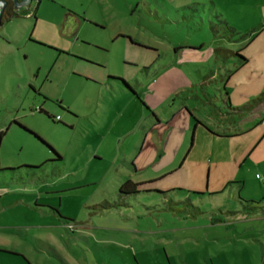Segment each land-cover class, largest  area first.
I'll list each match as a JSON object with an SVG mask.
<instances>
[{
	"label": "rangeland",
	"instance_id": "obj_1",
	"mask_svg": "<svg viewBox=\"0 0 264 264\" xmlns=\"http://www.w3.org/2000/svg\"><path fill=\"white\" fill-rule=\"evenodd\" d=\"M197 3H185L183 11L168 0H40L34 21L33 0L1 23L0 264H264V105L258 123L261 116L252 120L222 107L224 91L230 107L264 91V74L253 64L235 70L233 61L216 59L212 31L221 32L224 19L245 32L257 16L252 7L244 15L242 0L218 12L209 2ZM39 20L53 22L56 32L34 28ZM222 41L228 49L238 45ZM185 43L196 50L173 51ZM173 62L201 80L196 91L204 100L179 92L155 113L169 118L180 108L176 98L187 94V107L209 126L241 134L192 140L180 168L163 178L185 151L158 169L133 173L132 152L154 110L142 91L149 77ZM105 64L110 76H135L138 99L115 96L84 71L92 74ZM204 85L210 97L202 93ZM18 124L61 159L53 160L52 151ZM156 177L127 197L126 206L91 208L117 201L126 179ZM167 189L181 190L153 192ZM185 198L193 207L165 208L166 200Z\"/></svg>",
	"mask_w": 264,
	"mask_h": 264
},
{
	"label": "crops",
	"instance_id": "obj_2",
	"mask_svg": "<svg viewBox=\"0 0 264 264\" xmlns=\"http://www.w3.org/2000/svg\"><path fill=\"white\" fill-rule=\"evenodd\" d=\"M168 1L175 3L174 5L177 8L180 9L184 8V10L186 9V7H188L187 4L185 3L190 1L193 4L194 3L196 4L197 2H192V1H198V3L200 1L209 2L210 5H212L214 11L218 12L220 11L219 9H221L222 11L223 7L226 6L229 7L230 4L228 3H230L232 0H168ZM242 1H244L246 4L244 15L246 16V12L248 14V8L252 7V9L255 12L253 15L257 16L256 17L258 21L257 24L250 28V29L254 28L255 29L254 32H252L249 37H246L242 40H230L222 36L221 34L222 30L221 32L217 30V33L213 36V38L214 40H218L219 45H216L214 47V51H213L214 56L216 59L220 60L221 62H225V63L231 62L232 61L231 59L222 60L218 58L215 54V49L218 47L226 48L225 46L220 45V43L223 42L222 40H226L228 43H232V41H235V43H237L238 45L236 44L237 45L236 48L232 50H236L242 47L243 48L242 53L247 58L246 64L243 65L242 67L253 64L257 66V68L262 72V74H264V0H252L254 3L253 6L250 0H242ZM219 2L222 3V5L224 6L219 4ZM223 14L225 15V13ZM219 16L223 18L221 14ZM221 25H219V28L223 26ZM38 26L43 27L44 30L46 31H51L53 33L56 32V26L51 21H46V20L36 21L34 28L35 27L38 28ZM238 31L240 33H245L247 30L245 32L241 30ZM41 39L45 40L43 38ZM130 43H133L132 39L130 40ZM186 45H190V44H186V43L176 44L172 47V49L173 51H178L185 48L188 50L189 49L196 50V48H188ZM191 45H196V44H191ZM203 45L204 43L200 42L198 48L202 49L201 47H203ZM180 66H181L180 64H176L175 62L166 64L164 66L165 68H163L153 76L149 77L148 80H146V84L144 86V90L142 91V93H143V99L149 107H152L154 109L157 107V105H161L165 101L169 103L171 98L174 96V94L175 95L179 94V92H183L182 95L184 94L185 91H187L188 93L191 92V94H194L191 96H194L197 99L200 98L198 95L199 93L196 90L198 89L197 86L201 80L197 82L196 80L197 78H194V76H191V74H187L186 71L181 69ZM84 71L85 73L88 72L89 77H92L94 80L98 82L97 83L98 87L108 86L110 88V93L115 94V96H121L122 98H126L129 100L138 99L137 96L138 88L134 87L135 85L134 75H130L129 73H126V71H124L122 74H112L115 75L114 77L110 76L111 74L108 71L107 65L104 68H102L100 71H95V72L92 71V74L88 71L87 68ZM226 80L224 83H226ZM204 82L205 81H203L202 84ZM206 83L207 82H205V84ZM224 83L222 85L223 90L225 88ZM207 90H208V86L204 85L202 87V93L210 97ZM185 95L186 96L182 97L181 100H178L176 98L177 103L180 105V108L178 110H171V114L169 118H165V120L161 119L160 115L155 113V109L150 110L148 107V109L151 111L152 121L151 123L148 124V128L146 129V131L142 136L140 146L138 147L137 150H134L132 152V155L134 156L131 161L134 163V167H135L133 169V173H136L137 171L142 170L148 166H152L154 169H158L164 165L165 161H167L170 158H173L179 152L185 151L178 166L175 169L171 170L169 173L161 175V177L163 178L177 171L180 168V166L182 165L183 161L185 160L187 154L189 153L192 147V144L190 145V143H192V140H194V143L198 142L201 139L205 142H210L212 138H227L241 134L240 132L235 133L229 131L228 130L229 128L226 126L222 128L223 130H218V129L215 130L214 128L209 126V124L205 122V120H203L200 116H197L196 112L193 111V108L190 109L187 107L186 99L190 95L187 94ZM113 97L114 96H112V98ZM214 98H216L215 95L213 96V101ZM222 103H223L222 107H224L227 112L232 111L234 113L233 110L228 109V107H230V101L226 91H224V94H222ZM263 105L264 102L257 105L249 112L244 113L241 116L239 115L238 116L243 117L245 115H249L252 117V120L255 119L257 116L259 117L261 116L259 120L255 121L256 123H258L263 120L262 117L263 114L259 110ZM196 120H198L199 122H197ZM189 132L190 134H188ZM188 135H189V140L187 146ZM130 179L132 180V178ZM158 179L159 178L156 177V178H149L146 180H136L135 182L151 181L153 183ZM179 190L181 189H174L170 193H174ZM191 193L192 194L199 193L200 195L202 194L196 191H191ZM171 200L182 201L176 199H171ZM166 202L168 201L166 200ZM102 225L109 226L113 230L114 229L120 230L123 227L120 225L118 226H110L106 224H102Z\"/></svg>",
	"mask_w": 264,
	"mask_h": 264
},
{
	"label": "trees",
	"instance_id": "obj_3",
	"mask_svg": "<svg viewBox=\"0 0 264 264\" xmlns=\"http://www.w3.org/2000/svg\"><path fill=\"white\" fill-rule=\"evenodd\" d=\"M6 5L4 6V10H3V14L1 17V22H3L4 20H8L9 18H12L14 16H17V12L13 10V0H5ZM36 8L37 5H35L34 9L32 10L31 13V17L33 18V20H35V12H36ZM220 23L223 25H221L222 27L220 28L222 30V36L225 38H228L231 40V35H237V37L235 38L236 40H242L246 37H249L250 34L252 32H254V28L246 31L245 33H240L238 30H236L234 27L230 26L224 19H222L220 21ZM212 31L214 33V35L217 33V30H215V28H212ZM243 48H238L236 50H232V49H228V48H221L218 47L215 49V54L218 58H221L222 60H227V59H231L233 62H235L236 64V69L242 67L243 65L246 64L247 62V58L243 55L242 53ZM264 102V91H262L261 93H259L256 97H253L252 99H250L249 101H247L246 103L237 106V107H228L229 110H233L234 113L238 114L239 116H241L244 113L249 112L250 110H252L254 107H256L257 105L261 104ZM141 104L148 109L147 106L144 105L143 102H141ZM37 110L39 113L44 114L47 118H50L52 116H50V114L43 110L42 108L38 107ZM149 110V109H148ZM197 122H199L198 120H196ZM21 128H23L25 131H28L29 133L33 134L37 139H39L42 143H44L51 151L52 153L55 155L53 160H60L61 156L45 141H43L36 133H34L33 131L29 130L28 128H26L25 126L18 124ZM3 135V131H0V141H1V137ZM191 145V143H190ZM132 169H134V163L131 161L130 163ZM34 167V166H33ZM145 183H151V181H142V182H135L132 181L131 179H126L125 181H123L122 183H120V185L118 186L117 189V201L114 202H109L107 200H103L99 203L93 204L91 206V208L93 210L96 211H104V210H108V209H112L115 208L117 206H126L127 202H126V198L137 194L140 189L139 186H141L142 184ZM174 189H168V190H164V191H159V190H153V192L160 194V195H166L170 192H172ZM146 191H151V190H146ZM195 194H199V193H195ZM245 203H249V204H253L254 202L252 201H242ZM192 206V203L190 202V200L187 198H185L182 201H173V200H168L167 202V207L169 210L174 211V212H179V211H183L184 209L182 207L184 206ZM193 207V206H192ZM251 208H254L257 206H250Z\"/></svg>",
	"mask_w": 264,
	"mask_h": 264
},
{
	"label": "water",
	"instance_id": "obj_4",
	"mask_svg": "<svg viewBox=\"0 0 264 264\" xmlns=\"http://www.w3.org/2000/svg\"><path fill=\"white\" fill-rule=\"evenodd\" d=\"M1 2H3L5 4V0H0ZM32 0H22V1H18V0H13V10H17V8L19 6H22V5H26V4H29ZM3 10H4V5H2L0 7V26H1V17H2V14H3ZM131 40V39H130Z\"/></svg>",
	"mask_w": 264,
	"mask_h": 264
},
{
	"label": "flooded vegetation",
	"instance_id": "obj_5",
	"mask_svg": "<svg viewBox=\"0 0 264 264\" xmlns=\"http://www.w3.org/2000/svg\"><path fill=\"white\" fill-rule=\"evenodd\" d=\"M18 1H22V0H18ZM32 1H33V0H32ZM32 1H31V2H32ZM39 1H40V0H36V5L39 3ZM31 2H30L29 4H26V5H30ZM2 5L5 6V5H6V2H5V4L2 2V4H0V7H1ZM22 6H24V5H22ZM19 7H20V6H19ZM14 11H15V10H14Z\"/></svg>",
	"mask_w": 264,
	"mask_h": 264
},
{
	"label": "built area",
	"instance_id": "obj_6",
	"mask_svg": "<svg viewBox=\"0 0 264 264\" xmlns=\"http://www.w3.org/2000/svg\"><path fill=\"white\" fill-rule=\"evenodd\" d=\"M0 4H2V2L0 1Z\"/></svg>",
	"mask_w": 264,
	"mask_h": 264
}]
</instances>
